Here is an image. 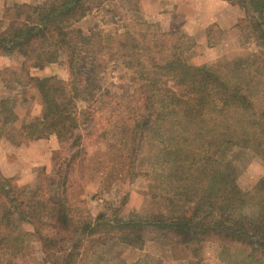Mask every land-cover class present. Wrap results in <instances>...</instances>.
Here are the masks:
<instances>
[{"label":"trees","instance_id":"trees-1","mask_svg":"<svg viewBox=\"0 0 264 264\" xmlns=\"http://www.w3.org/2000/svg\"><path fill=\"white\" fill-rule=\"evenodd\" d=\"M89 1L47 0L21 21L0 27V56L20 57L27 70L63 57L69 74L66 82L36 79L41 116L16 134L18 144L56 137L52 171L40 169L29 194L0 173V251L12 250L11 260L0 257V264H13L21 222L31 228L45 264L87 263L79 241L94 233L140 248L146 228L174 245L216 242L264 264V174L248 189L239 185L249 157L264 159V0H224L243 9L261 46L253 60L225 73L189 65L187 47L174 31H124L113 38L117 52L138 54L129 67L139 83L119 99L99 89V38L74 27ZM141 53L153 57L142 59ZM16 118L10 101L1 98L0 139ZM144 135L172 153V169L151 192L154 211L147 217L92 218L84 200L70 197L87 144L112 139L128 146Z\"/></svg>","mask_w":264,"mask_h":264},{"label":"rangeland","instance_id":"rangeland-1","mask_svg":"<svg viewBox=\"0 0 264 264\" xmlns=\"http://www.w3.org/2000/svg\"><path fill=\"white\" fill-rule=\"evenodd\" d=\"M33 1L19 3L14 7L11 0H0V6L4 5L2 10L0 8V27L6 28L13 21H21L27 11L47 0ZM152 1L158 2L156 6L149 0H90L86 6L85 17L74 24L85 35L94 34L99 38L103 47L96 61L103 65L99 73V89L101 92L108 91L115 99L129 94L139 83L136 70L129 67L138 54L117 52L113 47V38L124 31L134 34L143 31H174L187 47L184 58L189 65H207L218 68L222 73L235 69L238 65H245L255 58L253 55L261 53L259 32L251 31L243 9L237 5L229 3L239 11L237 22L230 28L215 23L190 35L191 29L185 23H173L166 30L163 25L155 22L156 17L160 19L165 15L163 10H168L173 1L177 0ZM242 19L244 27L238 26ZM260 19L264 23V12ZM143 23L148 27L143 28ZM141 55L142 59L153 57V53ZM21 63L22 59L18 56H0V99L7 98L10 101L18 120L9 126L7 134L2 138L12 145L18 144L16 134L19 128L36 120V114L40 113L41 116L43 101L35 87L36 79L57 77L65 82L69 81L63 57L42 70H27L26 67L22 69ZM78 105L79 108L85 106L83 103ZM86 148L85 159L77 167L75 187L70 191L71 199L84 200L83 206L92 218L99 214L116 219L151 215L155 209V199L151 192L159 186L162 176L172 169L170 149L164 148L146 135L128 146L107 139L104 142L87 144ZM31 155L36 156L33 152ZM49 165L47 173L52 171V158ZM42 168L46 171L45 166L32 168L28 176L33 179L27 180L20 165L18 172H22L23 176L11 177L16 180L21 191L29 194L34 189L37 172ZM263 174L264 159L252 155L243 168L239 185L242 189H248ZM18 227L24 232L21 234V242L16 243L13 264H45L31 228L23 222ZM79 242L81 245L78 251L84 254L87 262L85 264H191L195 261L201 264H253L250 258L239 251L223 249L216 242L205 241L190 246H178L171 244L168 237L159 235L150 228L145 229L140 248L132 247L116 238L104 239L99 233L86 238L82 236ZM67 246L65 244L63 249ZM11 252V248H2L1 259L7 261Z\"/></svg>","mask_w":264,"mask_h":264},{"label":"crops","instance_id":"crops-1","mask_svg":"<svg viewBox=\"0 0 264 264\" xmlns=\"http://www.w3.org/2000/svg\"><path fill=\"white\" fill-rule=\"evenodd\" d=\"M31 1L33 0H11L12 4H15L14 7H16V4ZM149 1L153 2L152 0ZM153 3L156 6L158 2ZM169 7L168 10H163L165 15H162L160 19L156 17L155 22L163 25V28L166 30L170 28L173 23H185L191 29L190 35H194L196 32H200L203 28H207L209 25L215 23L225 28H230L239 18L238 9L224 0H177L176 2L173 1V4ZM0 8L2 10L4 5L1 4ZM227 12L229 13L227 14ZM39 114L40 113L35 115V119L40 117ZM16 122H18L17 118L14 123ZM14 123L11 125H14ZM57 147L58 143L55 136H50L47 139L30 141L27 144L16 145H12L1 138V173L6 177L23 176L22 172H18V166L20 165L24 169V175L26 174L27 180L33 179V177L31 178L28 176V173L32 171V168L35 166H45L46 172H49L51 153L57 149ZM37 148H39V151H37ZM31 152L35 153L36 156L33 157Z\"/></svg>","mask_w":264,"mask_h":264}]
</instances>
